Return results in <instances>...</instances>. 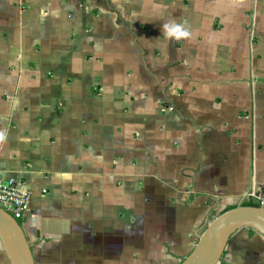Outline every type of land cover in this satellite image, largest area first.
Here are the masks:
<instances>
[{
    "label": "crops",
    "instance_id": "crops-1",
    "mask_svg": "<svg viewBox=\"0 0 264 264\" xmlns=\"http://www.w3.org/2000/svg\"><path fill=\"white\" fill-rule=\"evenodd\" d=\"M0 178L34 264H178L264 181V0H0Z\"/></svg>",
    "mask_w": 264,
    "mask_h": 264
},
{
    "label": "water",
    "instance_id": "water-1",
    "mask_svg": "<svg viewBox=\"0 0 264 264\" xmlns=\"http://www.w3.org/2000/svg\"><path fill=\"white\" fill-rule=\"evenodd\" d=\"M241 229L264 237V209L239 205L214 217L178 264H218L229 239ZM0 243L9 264H34L21 224L1 207Z\"/></svg>",
    "mask_w": 264,
    "mask_h": 264
},
{
    "label": "built area",
    "instance_id": "built-area-1",
    "mask_svg": "<svg viewBox=\"0 0 264 264\" xmlns=\"http://www.w3.org/2000/svg\"><path fill=\"white\" fill-rule=\"evenodd\" d=\"M249 199L264 209V181L257 193H251ZM248 198V197H247ZM248 200V199H247ZM29 194L21 181L15 178H0V207L15 220L24 221L28 212Z\"/></svg>",
    "mask_w": 264,
    "mask_h": 264
},
{
    "label": "clouds",
    "instance_id": "clouds-1",
    "mask_svg": "<svg viewBox=\"0 0 264 264\" xmlns=\"http://www.w3.org/2000/svg\"><path fill=\"white\" fill-rule=\"evenodd\" d=\"M164 34L173 39L189 38L191 33L183 24L168 21L162 25Z\"/></svg>",
    "mask_w": 264,
    "mask_h": 264
},
{
    "label": "trees",
    "instance_id": "trees-1",
    "mask_svg": "<svg viewBox=\"0 0 264 264\" xmlns=\"http://www.w3.org/2000/svg\"><path fill=\"white\" fill-rule=\"evenodd\" d=\"M241 206H244V207H258V205H257L256 203H254L253 201H245V202L241 203ZM232 208H234V207H231V208L227 209L226 211H228V210H230V209H232ZM224 212H225V211H224ZM222 213H223V212H222ZM17 221H18V223L21 224V222H20L19 220H17ZM247 230H248V232L251 233V234L254 233L252 230H249V229H247Z\"/></svg>",
    "mask_w": 264,
    "mask_h": 264
}]
</instances>
